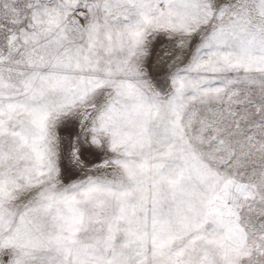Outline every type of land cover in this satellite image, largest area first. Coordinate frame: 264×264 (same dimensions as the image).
<instances>
[{
    "label": "snow or ice",
    "instance_id": "snow-or-ice-1",
    "mask_svg": "<svg viewBox=\"0 0 264 264\" xmlns=\"http://www.w3.org/2000/svg\"><path fill=\"white\" fill-rule=\"evenodd\" d=\"M0 264H264V0H0Z\"/></svg>",
    "mask_w": 264,
    "mask_h": 264
}]
</instances>
